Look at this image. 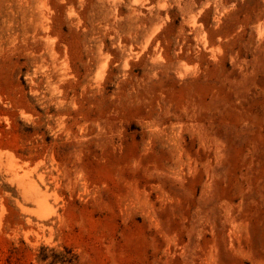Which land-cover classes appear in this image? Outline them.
Returning a JSON list of instances; mask_svg holds the SVG:
<instances>
[{
  "label": "rangeland",
  "instance_id": "374dc122",
  "mask_svg": "<svg viewBox=\"0 0 264 264\" xmlns=\"http://www.w3.org/2000/svg\"><path fill=\"white\" fill-rule=\"evenodd\" d=\"M0 264H264V0H0Z\"/></svg>",
  "mask_w": 264,
  "mask_h": 264
}]
</instances>
